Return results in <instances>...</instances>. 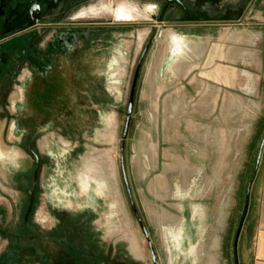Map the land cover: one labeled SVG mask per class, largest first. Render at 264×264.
I'll return each instance as SVG.
<instances>
[{"label": "rangeland", "instance_id": "374dc122", "mask_svg": "<svg viewBox=\"0 0 264 264\" xmlns=\"http://www.w3.org/2000/svg\"><path fill=\"white\" fill-rule=\"evenodd\" d=\"M104 1L147 21L115 23ZM249 3L233 23L180 27L158 23L152 5L99 0L71 14L84 34L72 32L65 51L49 44L67 31L45 26V67H21L0 92V264H71L110 250L98 264H233L264 136V0ZM252 189L238 264L249 260ZM86 227L99 249L85 245Z\"/></svg>", "mask_w": 264, "mask_h": 264}, {"label": "flooded vegetation", "instance_id": "af4514ba", "mask_svg": "<svg viewBox=\"0 0 264 264\" xmlns=\"http://www.w3.org/2000/svg\"><path fill=\"white\" fill-rule=\"evenodd\" d=\"M97 1L99 0H0V92L2 91L3 94L6 92L16 71L21 67L31 66L38 71L45 67V62L47 60L45 61V59H43V45L39 43L41 39L40 35L45 30V26H61L67 31L63 38L55 37L50 42L49 50L65 51V49H70L71 43L73 44L74 42L73 38L75 37L72 32H81L78 34L80 36L79 41L81 42V37H83L84 34L83 30L73 27L71 22L78 19H71L70 16L75 11L85 6H91ZM132 1H138L146 6H154L157 10L154 19H156L158 23L180 27H194L201 24H230L233 23L236 18L240 20L250 5L249 0H237L233 5L230 0ZM103 3L104 6L110 8L116 5L110 3V1H104ZM82 44L84 47V43ZM138 75L139 70L134 84L133 96ZM29 153L33 156L35 162L33 180L36 182L40 170V159L31 150ZM34 187L36 186L34 185ZM34 207L35 195L29 193L28 204L24 214V222L27 224H29V218L33 213ZM54 231L58 232V230ZM62 236L63 231L57 238H62ZM65 252L69 254V252ZM72 263L73 262H71V264Z\"/></svg>", "mask_w": 264, "mask_h": 264}, {"label": "crops", "instance_id": "0c3cea01", "mask_svg": "<svg viewBox=\"0 0 264 264\" xmlns=\"http://www.w3.org/2000/svg\"><path fill=\"white\" fill-rule=\"evenodd\" d=\"M252 186L255 210L252 215L254 225L250 231L247 250L249 256L248 264H264V150Z\"/></svg>", "mask_w": 264, "mask_h": 264}, {"label": "water", "instance_id": "95a60500", "mask_svg": "<svg viewBox=\"0 0 264 264\" xmlns=\"http://www.w3.org/2000/svg\"><path fill=\"white\" fill-rule=\"evenodd\" d=\"M139 66H140V63L137 66V70H136L135 78H134V83H133V87H132V91H131V95H130V103H129V106H128L127 118H126V121H125L123 134H122V139L123 140L126 139L128 128H129L131 106H132V96H133L134 84H135L136 77H137V74H138ZM263 150H264V136L262 137V139H261V141L259 143V146H258V149H257V153H256V157H255V161H254V165H253L250 177H249V179L247 181V184H246V187H245L242 211H241V214H240L239 222H238L235 234H234L233 244H232L233 264H238V256H237L238 241H239V237H240V233L242 231V227H243L244 221H245L247 213H248V209H249V205H250L251 188H252V185H253L254 180L256 178L259 166H260ZM121 155H122V153H121ZM121 163H122V158H121ZM122 166L123 165L121 164V167ZM123 179H124L125 187L127 189L126 180H125V178H123ZM126 191L128 193V189ZM128 196H129V193H128ZM129 200H130L132 209H133L134 213L136 214V212H135V210L133 208V204H132L130 196H129ZM140 225H141L143 234L145 235L147 241L149 242V239H148V236L146 234V231L144 230L142 224H140ZM149 248L151 249L150 244H149ZM153 261H154V259H153Z\"/></svg>", "mask_w": 264, "mask_h": 264}, {"label": "bare ground", "instance_id": "6f19581e", "mask_svg": "<svg viewBox=\"0 0 264 264\" xmlns=\"http://www.w3.org/2000/svg\"><path fill=\"white\" fill-rule=\"evenodd\" d=\"M105 12L115 22L128 23L147 20V17L139 9L127 3H117L109 11L106 10Z\"/></svg>", "mask_w": 264, "mask_h": 264}, {"label": "trees", "instance_id": "16d2710c", "mask_svg": "<svg viewBox=\"0 0 264 264\" xmlns=\"http://www.w3.org/2000/svg\"><path fill=\"white\" fill-rule=\"evenodd\" d=\"M73 219L76 220V219H79V217L73 218ZM86 231L88 233H87V240L85 241V245L90 247L93 250L99 249L100 247L97 244V241L94 239L92 231H89L88 227H86ZM71 255H73V254H71ZM107 255H111V250L109 251V253ZM106 256L103 255L102 257L100 256V257L84 258V257H81L79 255H75V256H73V261H72L73 263L72 264H98L99 262L104 263L106 260ZM107 257H109V256H107Z\"/></svg>", "mask_w": 264, "mask_h": 264}]
</instances>
